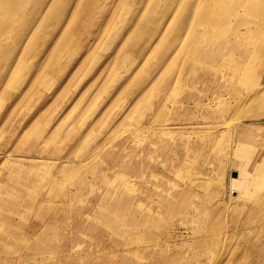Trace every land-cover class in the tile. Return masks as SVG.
Masks as SVG:
<instances>
[{
  "label": "rangeland",
  "instance_id": "rangeland-1",
  "mask_svg": "<svg viewBox=\"0 0 264 264\" xmlns=\"http://www.w3.org/2000/svg\"><path fill=\"white\" fill-rule=\"evenodd\" d=\"M27 1L29 5L19 6L18 0H0V25L5 11H8L7 5L22 17L5 30V39L0 42L9 57L4 66L0 63V182L12 178L3 185L0 183V191L7 190L9 209L7 212L0 209V215L6 217L9 228H28L36 221L35 208L49 210L48 206L57 208L60 203L71 202L76 191L81 186L85 191L96 176L101 177L96 187L110 189L109 198L125 200L129 204V201L134 202L136 195L140 197L138 206L131 203L135 218L127 226L143 230V215L147 216V213L149 221H157L152 227L154 240L149 244L159 243L167 255H161L160 249L156 255L137 264H186L192 259L196 260L195 264H264V166L256 164L254 167H259L256 169L251 165V169L248 165H236L229 152L232 147L225 135L226 125L215 127L207 114L202 115L201 111L190 108L193 103L183 111L175 103L164 108L167 102L171 103L170 99L174 102L181 96L177 80L182 77L181 72L188 64L191 52L185 40L189 36L187 29L173 31L179 16L170 18L174 9L169 0ZM44 17L46 20L37 33L47 35V41L39 50L36 62L54 42L60 43V58L54 64L47 66L44 63L40 67L39 60L24 78L16 82L15 75L19 69L16 58L25 55L37 34L30 35L28 30L38 18L41 21ZM148 21L156 24L158 29L149 41L138 32L141 23ZM69 40L86 46L88 54L93 53L100 43L109 45L108 49L114 52L119 45L118 59H106L102 71L104 67L108 70L114 68L113 72L116 68L118 71L125 68L123 73L132 75L130 84L129 80L127 85L120 84L110 96H104L106 91L100 96V91L91 92L81 87V79L68 73L75 66V61L69 64L70 55H75V60L80 56V51L76 53L68 45ZM138 47L142 48L141 52L134 55ZM194 64L210 79L202 93L211 98L212 107L219 104L224 108L221 102H233L234 95L243 96L252 91L251 87L259 86H251L250 81L228 84L226 78L213 79L214 66ZM37 71L42 74L40 81L34 77ZM44 71L49 72L43 75ZM143 78L146 79L143 90L136 94L132 90L140 86ZM43 79L46 83L42 85ZM110 80L113 78L108 80L107 75L100 73L88 81V85L101 88L112 84ZM223 84L232 88L213 91L214 87ZM160 90L152 111L145 117L136 118L135 115L140 113L136 111L140 102L131 104L134 97L141 94L139 101L143 102ZM102 101L104 106L98 115L113 107L116 115L113 126H118V120L126 115L129 120L124 121L134 125L130 129L131 135L135 128L144 131L119 140V132L111 131V124V127L106 126L103 131L90 136L88 130L93 128L90 124L95 118L88 119L83 130L81 115L93 103ZM117 107L119 110L115 111ZM179 111L182 114L177 115ZM231 116L232 113L226 115V121ZM214 117L217 119L219 114ZM107 120L103 119L102 124L105 125ZM246 124L252 127L250 129L261 132L264 130V114L258 121L253 120L251 124L247 121ZM126 128L121 130L126 131ZM155 129L173 133L172 136L178 139V144L168 142L172 155L160 158L157 154H145L147 145L150 147L152 142L151 132ZM39 131L45 139L39 138ZM108 133L111 135L107 136ZM213 134L216 135L214 140L217 135L219 138L209 146L207 136ZM134 140L137 146H134ZM124 149L141 150V155L133 160V156H124L126 163L119 168V164L117 166L111 160ZM150 149L153 151V147ZM159 159H162V164L158 167L164 169L166 177L147 173L143 168V164H157ZM128 161H137L141 170L135 171L134 163ZM27 179L33 183L27 184ZM189 181L192 184L186 187ZM20 196L24 200L23 206L16 208L15 199ZM76 196L72 204L83 201V197ZM98 198V201L103 199L101 194ZM31 199L38 200V203L31 202ZM110 203L111 200L104 202L106 205ZM152 205L157 206V212L155 209H152L153 213L150 211ZM124 213L130 215L127 211ZM210 225L212 228L207 229ZM200 239H208V245H200ZM197 248L203 251V255H187ZM98 257V261L92 258L93 263L107 264L110 260L106 255Z\"/></svg>",
  "mask_w": 264,
  "mask_h": 264
},
{
  "label": "bare ground",
  "instance_id": "bare-ground-1",
  "mask_svg": "<svg viewBox=\"0 0 264 264\" xmlns=\"http://www.w3.org/2000/svg\"><path fill=\"white\" fill-rule=\"evenodd\" d=\"M18 4L19 6H25L30 3L27 0H18ZM169 4L173 5L174 9V13L170 15V18H174L175 15L179 16L178 25L175 26L173 31L179 32L183 28L187 29L189 36L185 40L187 45L190 46L191 52L188 55L189 62L181 72L182 77L177 80L179 88L177 90L180 91L181 96L176 97L174 102L170 99L172 104L167 102L164 108H169L175 103L183 111L189 109V104L193 103L190 108L201 111L202 115L207 114L208 118L213 120L212 123L215 127L222 124L226 125L224 126L225 135L231 141L230 145L232 147L229 152L235 158L236 165H248L250 168L251 165L254 167V165L258 164L259 167H263L264 130L256 132L254 129H250L252 127L246 123L247 121L250 124L253 120L258 121L264 114V0H169ZM6 7L8 11H5L0 25V42L5 39V30H9L16 22L22 20L17 11L10 8L9 5ZM39 18L28 30L30 35L37 33L46 20V17L41 21ZM151 21L141 23L138 29L141 35L147 37V41L158 31L156 24H149ZM45 41H47V35H38L37 33L25 55L16 58L19 65L15 75L16 82L24 78L39 60V67L44 63L48 66L59 60L61 54L60 43L54 42L47 53L43 54L36 62L37 54ZM63 44H65L64 40ZM68 45L76 53L80 51V56L77 60H75V55H70L69 60L71 62L69 64L75 61V66L68 73L73 78L77 76L81 79L83 84L81 87L91 92L100 91V96L106 91L104 96H110L120 84L123 86L127 85V80H129V84L132 81V75L128 76L123 73L126 70L125 68H121L119 71V68H116V72H113L114 68L108 70L104 67L102 71L103 62L106 59L109 58L108 61H112L113 58L115 60L118 59L119 45L114 52V50L108 49L107 46L109 45L100 43L91 54H88L89 49L83 44H74L72 40H69ZM107 49L108 51L102 54L99 53ZM141 49V47L135 48L134 55L139 54ZM2 52H4L3 55L1 54ZM8 59L6 48L0 46V63H3L1 66L8 63ZM194 63L214 66L213 79L226 78L229 82L228 84H235L241 82V80L246 84L250 81L251 86H259L255 89L251 87L252 91L246 92L243 96L234 95L233 102H221L220 104H223L224 108L220 107L219 104H217L218 107H212L211 98H207L202 93L204 86L210 82V79H207L204 72H199V66ZM56 71L55 69L54 73ZM48 72L44 71L43 75ZM100 73L107 75L108 80L109 77L113 78L112 81L110 80L113 83H109V86L106 84V86L104 85L101 88L90 87L88 81L94 77L97 78ZM34 77L35 80L40 81L42 74L37 71ZM253 78L255 79L252 80ZM42 81V85L46 83L44 79ZM145 83L146 79L143 78V81L139 84L140 86L135 87L132 91H136L137 94L140 89L143 90ZM229 87L232 88L231 85L223 84L214 87L213 91L215 93L221 90L227 91ZM160 92L161 90L145 98L142 100L143 102L139 101L141 94L136 98L134 97L131 104L136 105L137 102H140V106H137L138 108L136 109L140 113L135 115L136 118L145 117L146 114L152 111ZM103 106L104 101L101 103L95 102L81 115L83 130L85 122L88 119L92 120L95 118L93 124H90V127L93 126V128L88 130L90 136L93 133L103 131L106 126L111 127V124L113 126L115 123L113 118L116 115L113 107H109L103 114L98 115ZM118 110L119 108L117 107L115 111ZM181 111L177 112V115L182 114ZM216 113L219 114L217 119L214 117ZM229 113H232L231 119L226 121L225 117ZM103 119H108L105 125L102 124ZM124 120H129L126 115L118 120V126L114 125L111 127V131L119 132L117 134L119 140L127 136H135L139 131H144V129L135 128L136 131L131 135L130 129L134 128V125H130ZM135 122L138 123L136 120ZM122 126L127 127L126 131H122ZM108 135L111 134L108 133ZM172 135L173 133L165 132V130H152L150 147H153V151L147 145L145 154L148 156L157 154L160 158L172 155L173 152H169V145L172 143L178 144V139ZM207 137L206 143L209 146L211 142L214 144L219 138L217 135V139L214 140V137L216 138L214 134ZM39 138L45 139L42 132ZM133 143L134 146H137L135 140ZM117 154L118 157L113 158L111 162L117 166L119 164L118 167L120 168L122 164L126 163L127 158H124V156H133V160L141 155V150L124 149ZM129 159L131 160V158ZM131 162L134 163L135 171L141 170V166L137 161H128V163ZM159 164H162V159H159L157 164L147 162L143 164V168L147 173L153 172L166 177L167 174L164 173V169L158 167ZM259 167L254 168L258 169ZM251 169L253 168L251 167ZM8 179L12 178H6L0 183L3 185ZM99 180H101V177L96 176L89 183L83 179V182L88 183L89 188L83 191L81 190L83 186H81L76 191V195L83 197V201L80 203L72 204L77 199V196L74 195L71 202L60 203L57 208L52 206H48L49 210L35 208L36 211L33 210V212L35 211L34 219L36 221L30 224L28 228L23 229L22 226L9 228L10 223L5 221L6 217L0 215V264H97L93 263L92 258L95 257L98 261V255H106V257L110 258L107 264H137L142 259L145 260L151 255H156L158 250L161 249L162 251L164 247H161L159 243L157 245L152 244V246L149 244V241L154 240L153 231L155 230L152 227L157 224V221L153 219L149 221V213H147V216L143 215V219L145 218L143 230L132 229L127 226L135 218V211H131L133 209L131 203L137 205L140 197L136 195L134 202L129 201V204L125 200L116 201L113 197L109 198L110 189L96 187L99 184ZM27 181V184L29 182L33 183L29 179ZM191 184L189 181L185 186L188 187ZM100 194L103 199L98 201ZM27 199L28 197H25V200ZM109 200L112 203L109 205L104 204V202ZM15 201L16 208L23 206V197H17ZM31 202L38 203V200L31 199ZM0 209L3 212L9 211L7 190L0 191ZM152 209H155V212L158 211L157 206L152 205L150 207L151 212ZM124 211L130 213V215L127 216ZM138 212L137 210L136 213ZM211 228L212 225L207 227V229ZM198 241L202 242L200 244L202 246L209 243L208 239L207 241L203 239ZM113 255L117 256L113 258ZM161 255L167 254L162 251ZM187 255H203V251L200 248L192 249ZM195 263L196 260L194 261L193 259L190 262L188 260L186 262V264ZM222 263L225 264L224 262ZM218 264H221V262Z\"/></svg>",
  "mask_w": 264,
  "mask_h": 264
}]
</instances>
